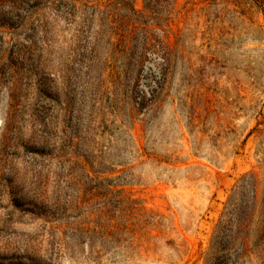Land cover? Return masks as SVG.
Returning <instances> with one entry per match:
<instances>
[{
    "label": "rangeland",
    "instance_id": "374dc122",
    "mask_svg": "<svg viewBox=\"0 0 264 264\" xmlns=\"http://www.w3.org/2000/svg\"><path fill=\"white\" fill-rule=\"evenodd\" d=\"M0 264H264V0H0Z\"/></svg>",
    "mask_w": 264,
    "mask_h": 264
},
{
    "label": "trees",
    "instance_id": "16d2710c",
    "mask_svg": "<svg viewBox=\"0 0 264 264\" xmlns=\"http://www.w3.org/2000/svg\"><path fill=\"white\" fill-rule=\"evenodd\" d=\"M172 1H174V2H175V0H172Z\"/></svg>",
    "mask_w": 264,
    "mask_h": 264
}]
</instances>
